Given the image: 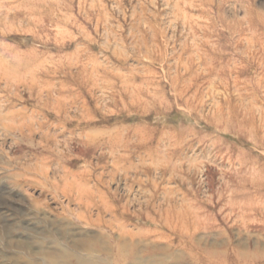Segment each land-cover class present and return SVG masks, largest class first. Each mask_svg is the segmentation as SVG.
Here are the masks:
<instances>
[{"label": "rangeland", "instance_id": "374dc122", "mask_svg": "<svg viewBox=\"0 0 264 264\" xmlns=\"http://www.w3.org/2000/svg\"><path fill=\"white\" fill-rule=\"evenodd\" d=\"M72 256L264 264V0H0V264Z\"/></svg>", "mask_w": 264, "mask_h": 264}, {"label": "bare ground", "instance_id": "6f19581e", "mask_svg": "<svg viewBox=\"0 0 264 264\" xmlns=\"http://www.w3.org/2000/svg\"><path fill=\"white\" fill-rule=\"evenodd\" d=\"M90 257L93 258V256H90ZM72 258H73V256H72ZM73 260L76 261L75 264H91L90 260L89 261L88 260H84V259H82L80 257H77V256H74ZM50 264H55V262L52 260V261H50Z\"/></svg>", "mask_w": 264, "mask_h": 264}]
</instances>
